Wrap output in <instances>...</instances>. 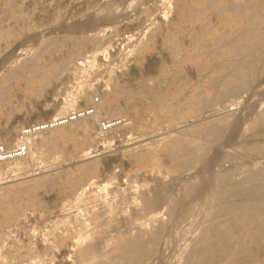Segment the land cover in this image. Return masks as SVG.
<instances>
[{"label": "rangeland", "instance_id": "374dc122", "mask_svg": "<svg viewBox=\"0 0 264 264\" xmlns=\"http://www.w3.org/2000/svg\"><path fill=\"white\" fill-rule=\"evenodd\" d=\"M238 5L244 8L235 12ZM255 5L264 0H0V147H27L25 157L0 162V264H76V248L112 236L113 223L134 208L146 216L140 196L169 180L191 143L216 161L205 176L213 181L218 156L232 152L213 154L197 131L246 109L252 118L239 128L251 138L264 110V74L258 95L235 107L213 104L209 89L227 73V44L259 24ZM84 122L87 130L76 128ZM103 200L111 207L71 246L68 220ZM174 231V243L170 236L147 245L148 263H182ZM97 246L113 244L101 239ZM250 261L264 264V252L237 263Z\"/></svg>", "mask_w": 264, "mask_h": 264}, {"label": "bare ground", "instance_id": "6f19581e", "mask_svg": "<svg viewBox=\"0 0 264 264\" xmlns=\"http://www.w3.org/2000/svg\"><path fill=\"white\" fill-rule=\"evenodd\" d=\"M234 7L235 12H240L244 8L240 5ZM255 7L256 16L260 17L259 24L255 29L249 28L238 33L234 40L227 44L226 48L231 52L227 73L223 77L213 78L209 85V89L214 93L212 103L222 109L235 107L239 100L244 102L246 96L251 100V97L258 95L256 91L258 83H262L260 80L264 74V5H255ZM261 93L264 95V91ZM262 94L260 96L264 97ZM257 101L254 102L257 103ZM263 101L264 98H260L258 102ZM241 105L243 107L239 106L242 109L244 106L249 107L245 103ZM92 108H95L94 103ZM245 110L227 113L206 128L197 131L201 138H207L213 143L215 146L213 154L216 155V150L222 147H227L228 150L230 148L232 152L218 154V160H216L219 169L214 171L217 173L213 175V181L210 184L207 183L209 180L205 176L209 169L213 170L208 167L215 160L213 161L214 158L207 160L208 154L200 142L191 143L190 147H186L187 159L176 163V171L169 180L154 184L153 189L148 191L149 194L143 191L144 194L140 197L142 210L146 216L143 217L141 210L134 208L128 213L129 217L121 218L119 222L113 223L112 229L110 227L114 233L112 236L99 238L103 242L110 241L113 246L100 250L97 246L100 240L98 241L96 237L85 246L75 249L76 264H150L148 261L150 262L153 253L147 252V245H158L163 240L167 241V238L175 233L174 230H177L178 235L175 241L177 255L182 261L177 264H258L254 261L237 263L238 258L243 256L251 260L256 250L264 252V161L257 162L259 158H264V110L254 118L251 138L244 136L245 133L240 131L241 121L243 118L246 120V116L250 114L249 111L252 112V110L248 112ZM81 116H85V113L76 115L73 119ZM62 120H57V125L65 123ZM89 127L87 122L76 125V128L83 130ZM174 144H177V148L180 147L177 142ZM173 157L180 158L176 153ZM29 159L31 161L33 156L31 155ZM188 161L199 162V169L191 171L193 166L190 167ZM89 184L92 183L89 182ZM88 187L90 188V185ZM107 203V200H103L98 209L87 213L84 218L75 216L68 220L67 227L64 226L63 229L71 246L76 245L80 238L90 231L88 228L102 217L107 207H111ZM121 210L116 207L114 212L117 214ZM102 224L105 226L108 223L102 222ZM126 224L130 225L128 231L123 230ZM121 228L123 229L120 231ZM170 240L171 238L168 242Z\"/></svg>", "mask_w": 264, "mask_h": 264}, {"label": "built area", "instance_id": "2783aa9c", "mask_svg": "<svg viewBox=\"0 0 264 264\" xmlns=\"http://www.w3.org/2000/svg\"><path fill=\"white\" fill-rule=\"evenodd\" d=\"M26 153L27 147L24 145L19 146L11 151H7L6 149L0 147V162L23 158L26 156Z\"/></svg>", "mask_w": 264, "mask_h": 264}]
</instances>
